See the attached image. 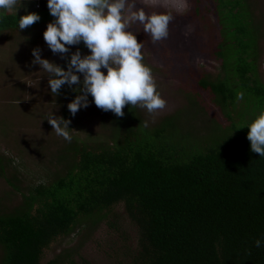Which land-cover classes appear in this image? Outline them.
<instances>
[{"label":"trees","instance_id":"1","mask_svg":"<svg viewBox=\"0 0 264 264\" xmlns=\"http://www.w3.org/2000/svg\"><path fill=\"white\" fill-rule=\"evenodd\" d=\"M190 2L191 16L208 17L216 36L204 49L220 71L191 75L211 95L210 110L198 92L188 108L147 126L138 105H125L120 117L101 109L108 139L78 143L66 173L0 212V264H264V247L253 244L264 236V157L239 128L264 106L258 25L247 0ZM2 13L0 29L17 26L15 13ZM67 103L62 114L70 119ZM214 119L222 126L207 131ZM82 221L102 259H86L82 245L53 254Z\"/></svg>","mask_w":264,"mask_h":264},{"label":"rangeland","instance_id":"2","mask_svg":"<svg viewBox=\"0 0 264 264\" xmlns=\"http://www.w3.org/2000/svg\"><path fill=\"white\" fill-rule=\"evenodd\" d=\"M17 0V13L36 12L40 16L38 22L26 27L20 31V56L22 74H27L26 84L30 88L29 97L21 92V103L19 111H10L5 113L6 119L4 134L0 133V162L4 167V172H0V212H9L19 206L23 201V195H26L30 188L38 183L48 184L57 177L66 173L69 163L72 160L74 148L78 143H87L92 146L106 141L109 137L108 130L103 125V111L91 103L89 97V106L81 108L75 116H71L69 124L72 140L66 141L58 136L51 125L46 120L47 116L53 113L56 116H62V103L70 102L74 97L72 89L68 85L61 87L58 95L50 92L47 83L48 74L40 69L39 65H31V50L39 47L42 58L65 66V60L60 59L59 53H52L43 40L42 32L46 23L53 17L49 14L46 7V0ZM250 3L252 16L259 29V53H258V71L259 76L264 82V0H247ZM37 4V6H36ZM136 6L143 8L147 13L170 14L173 19L168 25V36L158 42H153L151 36L142 30L137 23L131 26V30L136 35L137 41L142 42L141 49L144 63L152 69L157 91L166 101L163 109L149 114L146 109L143 110L144 123L151 125L165 115L177 112L179 109L188 108L191 104V98L194 99L195 93H199V98L204 105L205 101H210L211 96L207 92H202L196 86L193 73L207 74L213 78L220 69L219 62L210 56L205 45L213 44L216 39L212 23L207 18L194 17L190 14V0H136ZM4 12H7V10ZM24 32L26 34H24ZM71 51L80 48L82 54L88 52L83 43L79 45L68 46ZM67 57V53L64 54ZM9 68V67H7ZM35 68V69H34ZM10 70L16 71L14 66ZM102 71H105L102 69ZM34 73V75H33ZM81 76L82 74H78ZM35 80L32 84V80ZM72 87H75L73 85ZM63 90L64 94L60 95ZM200 91V92H199ZM26 98V100H24ZM212 113L218 117H223L222 110L215 104H212ZM206 110V109H205ZM210 109L207 108L206 112ZM194 112V109H192ZM216 112V113H214ZM187 112L183 113L186 114ZM199 113V112H196ZM239 110L236 113L238 117ZM64 118L67 119L66 116ZM207 121L210 114L206 115ZM201 120V117L190 114V120ZM224 119V117H223ZM214 119L210 124L212 128L222 126L216 123ZM199 124V123H198ZM197 127V126H196ZM195 130V129H194ZM196 131V130H195ZM210 132V134H211ZM199 134V132H194ZM199 139V136L190 135V139ZM5 153V154H3ZM1 167V166H0ZM82 221L73 233L61 239L54 248L53 254L58 253L64 248H74L83 250L86 259L101 260L88 242L86 236L91 231L90 225L87 226ZM129 234L133 235L130 229ZM86 248V249H85ZM2 249L0 247V256ZM79 264L84 262L79 261Z\"/></svg>","mask_w":264,"mask_h":264},{"label":"clouds","instance_id":"3","mask_svg":"<svg viewBox=\"0 0 264 264\" xmlns=\"http://www.w3.org/2000/svg\"><path fill=\"white\" fill-rule=\"evenodd\" d=\"M136 5V0H46L53 19L46 23L42 37L51 52L59 53L60 59L66 61L65 66L42 58L39 47L31 50L33 59L29 66L39 65L48 74L47 83L55 96L64 85L77 93L67 103L71 116L89 106V96L95 106L111 110L118 117L124 115L125 105H138L149 114L165 107L152 69L144 63L143 44L137 41L131 26L138 23L153 42H158L167 38L173 17L147 13ZM19 8L17 0H0V10L14 9L19 30L40 20L36 12H26L17 18ZM81 43L88 50L85 54L80 48L71 51L68 47ZM78 74H82V79ZM243 96L240 93L238 99ZM46 120L58 136L72 140L70 119L51 113ZM243 127L248 129L250 150L264 157V106H258L239 128ZM253 244L256 248L264 247V236L255 238Z\"/></svg>","mask_w":264,"mask_h":264},{"label":"crops","instance_id":"4","mask_svg":"<svg viewBox=\"0 0 264 264\" xmlns=\"http://www.w3.org/2000/svg\"><path fill=\"white\" fill-rule=\"evenodd\" d=\"M3 11L4 10H0V12ZM7 12L15 13L14 9L7 10ZM24 34L26 33L24 32ZM22 35L23 33H20L16 27L0 29V133L2 132V134H4L5 128L9 127V125L6 124V119L3 118L5 113H10V111L12 112L13 110L19 111L22 96L25 97V95L27 96L28 93H30V88L25 81L28 76L27 74H22L21 71V56L19 49L21 42L19 38ZM10 66H14L16 71L10 70ZM34 81L33 79L31 83L33 84ZM21 92L24 93V95L21 96ZM27 97H29V95ZM24 100H26V98ZM0 166V172L3 173L5 170L1 162Z\"/></svg>","mask_w":264,"mask_h":264}]
</instances>
